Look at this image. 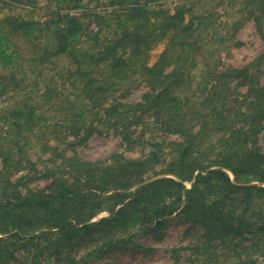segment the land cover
I'll use <instances>...</instances> for the list:
<instances>
[{
    "label": "trees",
    "instance_id": "obj_1",
    "mask_svg": "<svg viewBox=\"0 0 264 264\" xmlns=\"http://www.w3.org/2000/svg\"><path fill=\"white\" fill-rule=\"evenodd\" d=\"M92 1L0 0V264H91L171 217L201 230L171 264H264V0H226L220 34L202 0ZM249 20L262 50L221 63ZM108 133L139 154L80 156Z\"/></svg>",
    "mask_w": 264,
    "mask_h": 264
},
{
    "label": "rangeland",
    "instance_id": "obj_2",
    "mask_svg": "<svg viewBox=\"0 0 264 264\" xmlns=\"http://www.w3.org/2000/svg\"><path fill=\"white\" fill-rule=\"evenodd\" d=\"M173 1L177 0H169V4L172 5ZM225 1L202 0L195 6L196 13L208 15L206 19L207 23L213 26L219 34L227 33L226 11L228 6L224 4ZM103 2L102 0L98 2L92 1L91 6H97L96 10H100ZM45 5L43 1H39L34 11H30V7L24 5L10 9L9 13L20 14L24 17L29 16L34 19H44L46 15ZM6 10L0 13V17H3V13ZM203 35L205 36L206 34L203 33ZM225 38L221 41L218 39L211 41L212 46L218 47L217 56L220 59L219 61L225 65L241 66L262 50V42L251 20L245 22L234 37L226 34ZM162 48L163 45H159L152 51L151 61L157 57ZM128 87L130 89L127 92H117L125 101L138 99L141 93L146 90V87L136 77L130 80ZM1 105L0 103V107ZM76 150L82 158L87 160L106 159L115 151L124 152L128 156H137L139 154V149L134 151L127 150L121 144L119 137L112 133L93 135L86 143L77 146ZM102 215H106V212L97 215V217ZM175 218H169L162 228L158 230L157 235L139 239L140 246L138 248L129 249L124 252L108 253L91 264H171L175 258H181L187 251L180 250L178 253L171 255L170 249L172 247L179 248L188 245L195 241L198 231L201 232L200 229L192 228L188 224H178ZM17 255L19 256L20 254L18 253ZM13 261L11 260L12 263H14Z\"/></svg>",
    "mask_w": 264,
    "mask_h": 264
}]
</instances>
